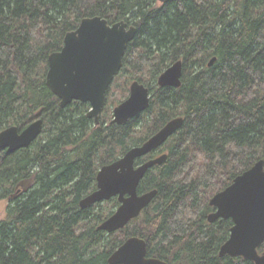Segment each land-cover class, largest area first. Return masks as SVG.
Listing matches in <instances>:
<instances>
[{"label": "trees", "instance_id": "obj_1", "mask_svg": "<svg viewBox=\"0 0 264 264\" xmlns=\"http://www.w3.org/2000/svg\"><path fill=\"white\" fill-rule=\"evenodd\" d=\"M157 3L0 0V132L43 121L28 148L0 150V201L9 200L0 220V264H108L132 236L146 241L148 257L168 264H253L219 257L232 221L210 224L207 216L215 194L264 161V0ZM94 16L136 28L98 126L87 118L88 104L60 108L45 85L48 56L83 18ZM179 60L181 86L158 88V76ZM130 80L149 89L150 106L112 125L109 107L119 89L128 92ZM176 117L183 119L180 130L155 153L166 160L137 188L138 194L156 190V197L124 229L98 230L113 211L79 206L95 189L98 169Z\"/></svg>", "mask_w": 264, "mask_h": 264}, {"label": "water", "instance_id": "obj_2", "mask_svg": "<svg viewBox=\"0 0 264 264\" xmlns=\"http://www.w3.org/2000/svg\"><path fill=\"white\" fill-rule=\"evenodd\" d=\"M157 1L164 4L171 0ZM135 34L134 26H128L124 21L109 24L99 16L83 18L75 30L66 33L61 49L48 56L45 78V85L59 100L60 108L72 102L88 104L87 118L98 126L106 92L122 68L127 45ZM214 62L213 57L208 66ZM181 78L182 61L179 60L158 76L156 84L158 88L178 89ZM150 96L148 88L133 81L128 97L114 107L110 124L123 125L146 111ZM182 124L181 117L169 120L145 142L98 169L95 189L80 200V208L111 199L118 203L115 211L98 225V230L107 234L122 230L150 205L157 191L138 194L137 188L145 174L164 163L167 155H159L139 165L136 162L160 149ZM42 130V119L34 120L23 130L8 127L0 132V150L11 154L26 149L38 139ZM209 206L213 211L207 216L208 223L232 221L228 238L219 248V257H240L253 264H264V252H258L264 243V161H257L236 176L229 186L210 199ZM107 261L108 264H168L148 257L146 241L135 236L126 239Z\"/></svg>", "mask_w": 264, "mask_h": 264}, {"label": "rangeland", "instance_id": "obj_3", "mask_svg": "<svg viewBox=\"0 0 264 264\" xmlns=\"http://www.w3.org/2000/svg\"><path fill=\"white\" fill-rule=\"evenodd\" d=\"M132 82H133L132 80H130L128 82V86H127L128 88H129V86H130V84ZM128 94H129V89H128V92H121L120 89L118 90V93L116 94L117 102H115V104H113L112 106L109 107V111L110 112L107 113V116L109 117V119H112V111H113L114 107H116L119 103H121L122 101H124L128 97ZM89 108L90 107H88V109ZM28 186H29L28 184H23L20 187L23 188V189H25ZM8 203H9V200L8 199H5V200L0 201V220H3L5 218V213H6V208L8 206ZM100 207L102 209V213L103 214H109L112 211L114 212L115 209H116V208L114 209L115 206H113V203L112 202H109V201L100 203ZM95 212H96V210H95Z\"/></svg>", "mask_w": 264, "mask_h": 264}, {"label": "flooded vegetation", "instance_id": "obj_4", "mask_svg": "<svg viewBox=\"0 0 264 264\" xmlns=\"http://www.w3.org/2000/svg\"><path fill=\"white\" fill-rule=\"evenodd\" d=\"M158 3H159V2H158ZM124 22H125V21H124ZM127 25H128V24H127ZM128 26H132V25H128ZM130 85H131V84H130ZM129 87H130V86H129ZM156 152H157V150L154 151V152H152L151 154H149L148 156H146L145 158H143V159H141V160H144L143 162H145V161H147V160H149V159H151V158H155V157H157V156H159V155H162V154H159V155H156V156H155V153H156ZM153 153H154V154H153ZM156 154H157V153H156ZM150 155H152V156L154 155V156L149 158ZM143 162H141V163H143ZM141 163H137V162H136L137 165H139V164H141Z\"/></svg>", "mask_w": 264, "mask_h": 264}, {"label": "bare ground", "instance_id": "obj_5", "mask_svg": "<svg viewBox=\"0 0 264 264\" xmlns=\"http://www.w3.org/2000/svg\"><path fill=\"white\" fill-rule=\"evenodd\" d=\"M106 98V97H105Z\"/></svg>", "mask_w": 264, "mask_h": 264}]
</instances>
